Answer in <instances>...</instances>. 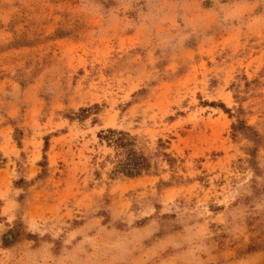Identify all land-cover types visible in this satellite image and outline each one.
Segmentation results:
<instances>
[{
	"label": "rangeland",
	"instance_id": "374dc122",
	"mask_svg": "<svg viewBox=\"0 0 264 264\" xmlns=\"http://www.w3.org/2000/svg\"><path fill=\"white\" fill-rule=\"evenodd\" d=\"M0 264H264V0H0Z\"/></svg>",
	"mask_w": 264,
	"mask_h": 264
},
{
	"label": "trees",
	"instance_id": "16d2710c",
	"mask_svg": "<svg viewBox=\"0 0 264 264\" xmlns=\"http://www.w3.org/2000/svg\"><path fill=\"white\" fill-rule=\"evenodd\" d=\"M98 110V106L93 107ZM90 112L88 109L81 110L79 116L86 117L85 114ZM234 132L237 134H243L246 137L253 139L257 142V134L254 129L248 126L243 121H239L238 125L234 126ZM99 138L102 142H105L109 147H113L116 150L117 162L112 170V177H126L137 178L144 174H149L152 170V163L149 157L143 154L137 149V139L128 132L119 131L116 129H108L99 133ZM168 157V156H167ZM168 161L172 162L173 160ZM28 237H32L28 235ZM16 239V238H14ZM12 241H9L7 236L4 237V244L10 245Z\"/></svg>",
	"mask_w": 264,
	"mask_h": 264
}]
</instances>
